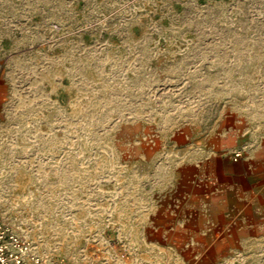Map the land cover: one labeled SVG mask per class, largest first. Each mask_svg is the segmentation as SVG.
I'll return each instance as SVG.
<instances>
[{
    "label": "rangeland",
    "instance_id": "1",
    "mask_svg": "<svg viewBox=\"0 0 264 264\" xmlns=\"http://www.w3.org/2000/svg\"><path fill=\"white\" fill-rule=\"evenodd\" d=\"M0 81V213L39 255L202 264L161 194L210 138L264 134V0H0Z\"/></svg>",
    "mask_w": 264,
    "mask_h": 264
},
{
    "label": "crops",
    "instance_id": "2",
    "mask_svg": "<svg viewBox=\"0 0 264 264\" xmlns=\"http://www.w3.org/2000/svg\"><path fill=\"white\" fill-rule=\"evenodd\" d=\"M0 81V120L5 115ZM214 140V141H213ZM174 167L162 191V205L180 218L178 247L202 264H225L229 255L264 253V134L219 135ZM244 156L237 162L228 153ZM175 248V247H172Z\"/></svg>",
    "mask_w": 264,
    "mask_h": 264
},
{
    "label": "built area",
    "instance_id": "3",
    "mask_svg": "<svg viewBox=\"0 0 264 264\" xmlns=\"http://www.w3.org/2000/svg\"><path fill=\"white\" fill-rule=\"evenodd\" d=\"M244 151L237 149L230 153L232 161L243 157ZM0 264H69L66 262L46 260L39 255L32 242L15 232L0 213Z\"/></svg>",
    "mask_w": 264,
    "mask_h": 264
}]
</instances>
